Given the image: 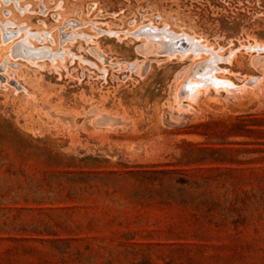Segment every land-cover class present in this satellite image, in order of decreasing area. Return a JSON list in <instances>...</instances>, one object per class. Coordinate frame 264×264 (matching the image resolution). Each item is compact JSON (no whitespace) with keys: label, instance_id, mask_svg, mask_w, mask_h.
Listing matches in <instances>:
<instances>
[{"label":"rangeland","instance_id":"rangeland-1","mask_svg":"<svg viewBox=\"0 0 264 264\" xmlns=\"http://www.w3.org/2000/svg\"><path fill=\"white\" fill-rule=\"evenodd\" d=\"M0 264H264V0H0Z\"/></svg>","mask_w":264,"mask_h":264},{"label":"bare ground","instance_id":"bare-ground-1","mask_svg":"<svg viewBox=\"0 0 264 264\" xmlns=\"http://www.w3.org/2000/svg\"><path fill=\"white\" fill-rule=\"evenodd\" d=\"M74 21H70V22H68L69 23V25L68 26H71V24L73 23ZM146 26H148V25H146ZM152 28H153V26H152ZM157 29V28H156ZM163 29V28H162ZM144 30V29H143ZM172 31V30H171ZM44 32V31H43ZM137 32V31H136ZM141 32V31H140ZM167 32H170V31H167ZM79 34V33H78ZM134 34V33H133ZM141 34V33H140ZM151 34H153L152 32H151ZM172 34H174V32L172 33ZM184 34L185 33H183V34H174V36H172V37H174V38H182L183 36H184ZM10 35H12V34H10ZM84 35V34H83ZM168 35L169 34H164L163 32H162V34H155V37H150L149 35V37H148V39L144 42V44L145 45H151V46H156L157 48H159L160 49V51H169L168 50V48L167 47H165L167 50H163V47H164V45H165V42L167 41H165V39L164 38H166V37H168ZM189 36V35H188ZM187 36V37H188ZM67 37V36H66ZM190 38L192 39V40H196L193 36H190ZM72 39V38H71ZM85 39H87V37H85ZM187 39H189V38H187ZM63 40V39H62ZM169 40H170V38H169ZM69 41V40H68ZM71 41V40H70ZM171 41V40H170ZM67 42V41H66ZM192 43V42H191ZM167 44V43H166ZM32 45V44H31ZM172 45V44H171ZM200 45H201V43H200ZM24 47V46H23ZM198 47H200V46H198ZM16 48V47H15ZM193 48V47H192ZM203 48V47H202ZM201 48V49H202ZM200 49V48H199ZM16 49H14V51H15ZM46 50V49H45ZM44 50V51H45ZM61 51H62V49H61ZM183 51V50H182ZM31 52V51H30ZM174 52V51H173ZM18 53V52H17ZM44 53V52H43ZM59 53V52H58ZM171 53V52H170ZM184 53V52H183ZM39 54V53H38ZM46 54V53H45ZM197 54V53H196ZM59 55V54H58ZM45 56V55H44ZM38 57V56H37ZM30 58V57H29ZM32 59V58H31ZM35 59V58H34ZM48 59V58H47ZM66 59V57H64V59L63 60H65ZM49 60H51V59H49ZM59 60H61V61H63L62 59H60V58H57V59H55L54 61L55 62H53V60H51V62L52 63H56L57 61H59ZM135 64V63H134ZM133 65V64H132ZM136 66V65H135ZM188 91V90H187ZM187 93V92H186ZM189 93V92H188ZM191 93H192V91H191ZM188 95V94H187Z\"/></svg>","mask_w":264,"mask_h":264}]
</instances>
